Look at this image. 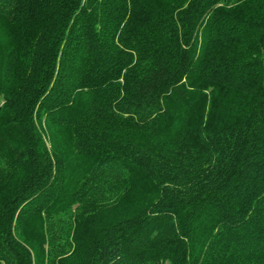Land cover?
<instances>
[{
    "label": "trees",
    "instance_id": "trees-1",
    "mask_svg": "<svg viewBox=\"0 0 264 264\" xmlns=\"http://www.w3.org/2000/svg\"><path fill=\"white\" fill-rule=\"evenodd\" d=\"M0 264H264V0H0Z\"/></svg>",
    "mask_w": 264,
    "mask_h": 264
}]
</instances>
